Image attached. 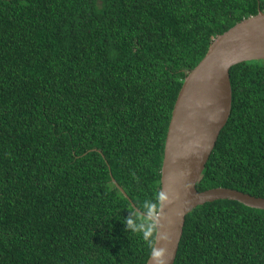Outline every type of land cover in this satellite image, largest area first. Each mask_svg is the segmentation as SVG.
Here are the masks:
<instances>
[{
	"label": "trees",
	"instance_id": "16d2710c",
	"mask_svg": "<svg viewBox=\"0 0 264 264\" xmlns=\"http://www.w3.org/2000/svg\"><path fill=\"white\" fill-rule=\"evenodd\" d=\"M259 10L264 0H0V264H146L123 218L161 191L184 80ZM230 79L231 115L197 189L264 197V60ZM174 264H264V210L196 207Z\"/></svg>",
	"mask_w": 264,
	"mask_h": 264
},
{
	"label": "water",
	"instance_id": "95a60500",
	"mask_svg": "<svg viewBox=\"0 0 264 264\" xmlns=\"http://www.w3.org/2000/svg\"><path fill=\"white\" fill-rule=\"evenodd\" d=\"M264 60V12L243 19L217 36L201 62L186 76L169 124L161 169V191L169 196L157 219L171 242L166 264H174L187 215L196 207L217 200H235L264 210V197L217 187L199 191L218 138L232 110L230 70L247 61ZM112 177L113 183L127 196ZM132 206L137 208L132 202ZM138 209V208H137ZM146 264H155L151 255Z\"/></svg>",
	"mask_w": 264,
	"mask_h": 264
},
{
	"label": "clouds",
	"instance_id": "9594fccd",
	"mask_svg": "<svg viewBox=\"0 0 264 264\" xmlns=\"http://www.w3.org/2000/svg\"><path fill=\"white\" fill-rule=\"evenodd\" d=\"M169 201V196L164 191L156 194L155 202L145 200L140 208L130 207L131 213L123 218L128 230L141 235L142 239L150 248V255L155 264H166V257L169 249L166 246H157V241H164L165 245L171 242V237L167 232L160 231V223L157 217L161 214V209L165 202Z\"/></svg>",
	"mask_w": 264,
	"mask_h": 264
}]
</instances>
